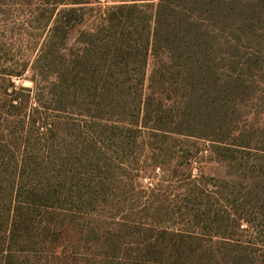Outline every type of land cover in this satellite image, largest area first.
Masks as SVG:
<instances>
[{
	"label": "trees",
	"instance_id": "16d2710c",
	"mask_svg": "<svg viewBox=\"0 0 264 264\" xmlns=\"http://www.w3.org/2000/svg\"><path fill=\"white\" fill-rule=\"evenodd\" d=\"M13 5L44 40L0 32V264H264V0Z\"/></svg>",
	"mask_w": 264,
	"mask_h": 264
},
{
	"label": "rangeland",
	"instance_id": "374dc122",
	"mask_svg": "<svg viewBox=\"0 0 264 264\" xmlns=\"http://www.w3.org/2000/svg\"><path fill=\"white\" fill-rule=\"evenodd\" d=\"M97 6L104 9L108 5L103 2ZM32 10L33 8L30 9L23 5H13L9 8H4V13L0 15V32L5 34L6 39L8 40L7 49L11 51V57H14L13 61L10 62L11 64H15L17 61L20 64L24 61L33 63L38 55L39 47L44 40L42 27L36 24L32 19ZM79 30L80 28L72 32L69 43L70 46L75 44ZM3 59L0 60V65H3ZM152 70L153 61L150 62L148 77L151 75ZM32 77L33 73L30 71L26 74L25 79L23 81H19L18 84L26 88L33 89L34 85L30 82ZM208 173L211 176H217L222 174V170L217 165L210 164L208 166ZM156 182L153 180H144L143 184L147 187ZM183 184L184 181L182 178V185Z\"/></svg>",
	"mask_w": 264,
	"mask_h": 264
}]
</instances>
